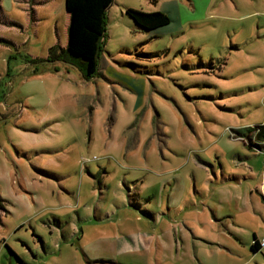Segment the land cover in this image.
Segmentation results:
<instances>
[{"label":"rangeland","instance_id":"obj_1","mask_svg":"<svg viewBox=\"0 0 264 264\" xmlns=\"http://www.w3.org/2000/svg\"><path fill=\"white\" fill-rule=\"evenodd\" d=\"M1 5L0 264H264V0H114L91 80L33 60L65 0Z\"/></svg>","mask_w":264,"mask_h":264},{"label":"trees","instance_id":"obj_2","mask_svg":"<svg viewBox=\"0 0 264 264\" xmlns=\"http://www.w3.org/2000/svg\"><path fill=\"white\" fill-rule=\"evenodd\" d=\"M113 1L65 0L66 10L70 16L66 46L56 43L49 48L47 58L33 60L68 62L79 67L86 80L96 77L100 73L99 61L104 51L103 38L107 34V14ZM1 6L0 0V10ZM126 13L141 29L149 31L166 26L171 20L170 16L163 11L145 12L128 7ZM260 128L258 137L264 140V126L260 125ZM261 248L260 240L254 236L251 249L257 252Z\"/></svg>","mask_w":264,"mask_h":264},{"label":"crops","instance_id":"obj_3","mask_svg":"<svg viewBox=\"0 0 264 264\" xmlns=\"http://www.w3.org/2000/svg\"><path fill=\"white\" fill-rule=\"evenodd\" d=\"M80 231H81V233H80L79 237H81V239H80V241H81L83 238V235H84V231H83V229ZM253 243H254V241H253ZM140 244L141 243L139 241V238L137 236H134V235L133 236L127 235V237L126 236H123V237L117 236V237H113V238H102L99 241L95 242L94 245H95V247H97L98 251L101 252V255L99 254L98 256L99 257L102 256L103 258L96 259V260L100 261L103 259L102 261H106V260L111 259L112 257L115 258V257H117L116 253L119 250H121V248H123L122 250H125L127 248L128 249L138 248V247H141ZM109 245L111 248L113 247V249H114V251L111 252L112 254L106 253L107 247L109 248ZM107 252H108V250H107ZM87 253L91 257H95L94 253H91L89 251ZM108 257H111V258H108ZM98 261H96V262H98ZM117 264H131V262L127 263L125 261H122V262L120 261V262H117Z\"/></svg>","mask_w":264,"mask_h":264},{"label":"built area","instance_id":"obj_4","mask_svg":"<svg viewBox=\"0 0 264 264\" xmlns=\"http://www.w3.org/2000/svg\"><path fill=\"white\" fill-rule=\"evenodd\" d=\"M260 242H261V245L264 246V238Z\"/></svg>","mask_w":264,"mask_h":264}]
</instances>
